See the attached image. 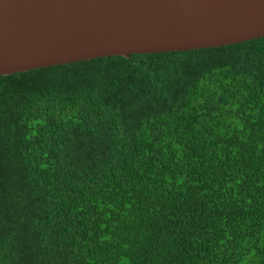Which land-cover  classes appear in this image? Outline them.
I'll return each mask as SVG.
<instances>
[{"label":"trees","instance_id":"1","mask_svg":"<svg viewBox=\"0 0 264 264\" xmlns=\"http://www.w3.org/2000/svg\"><path fill=\"white\" fill-rule=\"evenodd\" d=\"M0 264H264V37L0 76Z\"/></svg>","mask_w":264,"mask_h":264},{"label":"water","instance_id":"2","mask_svg":"<svg viewBox=\"0 0 264 264\" xmlns=\"http://www.w3.org/2000/svg\"><path fill=\"white\" fill-rule=\"evenodd\" d=\"M264 37V0H0V76Z\"/></svg>","mask_w":264,"mask_h":264}]
</instances>
